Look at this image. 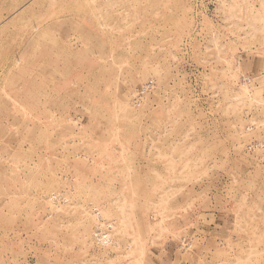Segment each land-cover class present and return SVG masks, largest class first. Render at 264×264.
<instances>
[{
	"label": "rangeland",
	"instance_id": "rangeland-1",
	"mask_svg": "<svg viewBox=\"0 0 264 264\" xmlns=\"http://www.w3.org/2000/svg\"><path fill=\"white\" fill-rule=\"evenodd\" d=\"M0 264H264V0H0Z\"/></svg>",
	"mask_w": 264,
	"mask_h": 264
}]
</instances>
